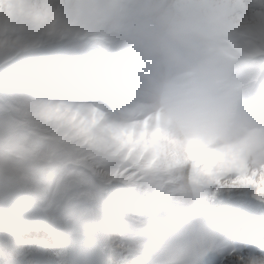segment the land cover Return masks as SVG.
Returning a JSON list of instances; mask_svg holds the SVG:
<instances>
[{"label":"snow or ice","instance_id":"1","mask_svg":"<svg viewBox=\"0 0 264 264\" xmlns=\"http://www.w3.org/2000/svg\"><path fill=\"white\" fill-rule=\"evenodd\" d=\"M229 3L224 55L258 126L217 146L57 88L33 53L78 30L58 0H0V264H264L258 209L218 207L264 206V0Z\"/></svg>","mask_w":264,"mask_h":264},{"label":"clouds","instance_id":"2","mask_svg":"<svg viewBox=\"0 0 264 264\" xmlns=\"http://www.w3.org/2000/svg\"><path fill=\"white\" fill-rule=\"evenodd\" d=\"M58 7L78 30L70 38H102L112 47L127 76L119 84L126 102L99 99L119 119L151 116L184 143L237 144L255 133L224 55L229 0H58ZM61 63L77 86L100 72L78 41Z\"/></svg>","mask_w":264,"mask_h":264},{"label":"bare ground","instance_id":"3","mask_svg":"<svg viewBox=\"0 0 264 264\" xmlns=\"http://www.w3.org/2000/svg\"><path fill=\"white\" fill-rule=\"evenodd\" d=\"M74 41L82 43L90 50L99 61L100 72L96 73L91 80L83 78L79 85H74L72 79L65 71L61 60L71 51V45ZM39 57L45 67L50 69V76L55 86L67 93L69 96L83 95L85 97L92 96L97 91V85L104 80L106 76L107 66L114 58L112 47L102 38H91L87 36H76L73 38L66 37L54 40L43 46L39 52ZM119 83L126 80V73L123 72L117 63ZM219 201L222 208H241L249 207L258 209L256 215L252 218L255 222L264 220V206L256 201L250 191H237L233 193L221 194ZM229 203V204H228ZM263 219V220H262Z\"/></svg>","mask_w":264,"mask_h":264}]
</instances>
